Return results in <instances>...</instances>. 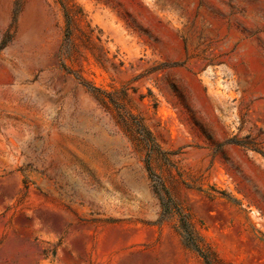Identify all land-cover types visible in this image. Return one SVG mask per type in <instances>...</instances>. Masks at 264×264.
I'll use <instances>...</instances> for the list:
<instances>
[{"label": "rangeland", "instance_id": "1", "mask_svg": "<svg viewBox=\"0 0 264 264\" xmlns=\"http://www.w3.org/2000/svg\"><path fill=\"white\" fill-rule=\"evenodd\" d=\"M74 2L0 0V264H264V0Z\"/></svg>", "mask_w": 264, "mask_h": 264}, {"label": "trees", "instance_id": "2", "mask_svg": "<svg viewBox=\"0 0 264 264\" xmlns=\"http://www.w3.org/2000/svg\"><path fill=\"white\" fill-rule=\"evenodd\" d=\"M57 2L60 4L63 11L65 19V39L66 44L69 45L71 43L74 24L77 21L83 20L84 14L82 10L76 5L74 0H57ZM96 38L99 39V36H96ZM91 54L94 56L96 61L99 62V59L95 57L93 52ZM80 83L86 87L100 103L106 105L111 104L113 106L116 119L130 132V135L136 144H142L147 147L150 154L154 152H160L159 145L153 138L149 129L143 123L142 119L126 109L124 104L118 101L117 97H114L112 93L104 91L83 77H80ZM123 94L124 98H126V92ZM145 163L151 177L152 187L159 199L162 215L164 217L176 215L178 217L179 227L182 232H184L183 235L184 239H186V243L193 250L198 252L205 260H207V254L211 252L207 248L204 249V251L202 250L198 236L196 235L190 220L186 214L182 213L181 209H179V207L171 199L163 177L154 173L149 159H146Z\"/></svg>", "mask_w": 264, "mask_h": 264}]
</instances>
